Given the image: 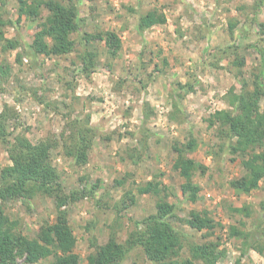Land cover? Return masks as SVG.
<instances>
[{
	"label": "rangeland",
	"instance_id": "obj_1",
	"mask_svg": "<svg viewBox=\"0 0 264 264\" xmlns=\"http://www.w3.org/2000/svg\"><path fill=\"white\" fill-rule=\"evenodd\" d=\"M19 5V0H6L4 12L11 21L6 35L18 38L21 45L6 53L0 50V63L5 59L11 67L0 88V112L8 106L13 114L9 131L14 136L23 132L37 142L49 132L59 135L67 120L88 116L97 128L86 165H76L60 150L52 153L67 193L100 185L95 194L69 207L80 264H88L92 235L105 242L113 234L124 242L137 220L156 212L158 197L138 192L153 179L169 186L168 200L176 204L177 214L170 221L187 236L183 257L189 256L192 243L219 238L225 255L217 264H237L238 258L240 264H264L257 250L242 253V238L229 236L232 228L252 230L264 215V178L249 193L233 189L231 180L243 172L241 159L232 160V154L222 151L225 141L218 127L208 124L216 110L229 106L228 92L232 88L239 91L242 80L250 81L252 73L260 69L258 48L264 49V32L257 23L264 22V0H80V14L86 18L83 29L91 33L113 30L122 43L118 55L110 58L102 41L91 42L88 48L99 57L89 77L78 61L83 48L79 39L77 49L68 56L39 55L32 60L26 55L37 29L25 15L17 20ZM154 8L165 14L166 22L140 31L139 17ZM230 45H238L237 52L245 56L243 68L232 64L234 54L223 57L220 53ZM19 54L21 61L17 60ZM191 83L193 89L187 90ZM260 104L263 110L264 97ZM191 137L198 145L187 155L206 167L205 173L198 170L194 176L201 186L196 201L184 195V179L173 167L174 145ZM9 163L0 146V168ZM115 180H123V184L114 186ZM128 193L134 202L125 206L123 198L129 202ZM0 205L20 221L29 237L55 221V203L48 196L39 194L28 201L0 199ZM243 205L252 208L250 217L233 209ZM192 210H207L215 229L197 231L186 224ZM51 261L52 257L36 264ZM16 264L28 263L22 256ZM123 264L152 262L136 247Z\"/></svg>",
	"mask_w": 264,
	"mask_h": 264
},
{
	"label": "trees",
	"instance_id": "obj_2",
	"mask_svg": "<svg viewBox=\"0 0 264 264\" xmlns=\"http://www.w3.org/2000/svg\"><path fill=\"white\" fill-rule=\"evenodd\" d=\"M19 18L25 15L36 23L33 40L27 45L26 55L35 60L39 55L64 57L77 49L78 39L83 48L78 54L81 71L87 76L97 68L99 53L88 46L93 40H100L106 47L107 55L113 58L118 55L122 43L117 32L106 30L91 33L83 29L86 18L81 16L80 0H19ZM6 0H0V50L2 53L17 49L21 43L18 38H9L6 28L11 22L4 12ZM260 6V4H259ZM258 7V6H257ZM166 22V16L154 8L141 14L138 21L140 31ZM264 32V22H258ZM78 37L75 38L74 35ZM238 45H230L220 50L223 57L234 54L232 64L243 68L245 56L237 52ZM261 66L258 73H252V79L242 80L240 90L232 88L228 92L227 108L216 110L208 119L210 126L218 127V134L224 139L222 151L232 154L235 160L241 159L242 174L231 180V186L238 192L249 193L259 187L264 178V109H261V99L264 97V49L259 47ZM22 54L17 56L21 61ZM11 67L5 59L0 63L1 81L10 76ZM185 88L186 85H181ZM193 84H187V90H192ZM11 108L5 106L0 112V146L8 154L10 163L0 168V199L3 201L22 199L28 201L36 195L52 198L55 203V221L42 225L39 233L29 237L23 233L20 221L10 217L0 205V264H16L18 257H25L28 264H36L40 260L52 257L50 264H80V255L76 252L78 238L69 222V207L87 195L95 194L100 185L95 183L92 188L73 189L68 193L61 180L53 151L60 150L64 157L74 160L78 166L87 164L93 147L97 128L86 119L67 120L63 131L57 135L49 132L37 142H33L26 134L19 132L14 136L9 131L13 119ZM15 118V117H14ZM16 130V128H13ZM13 136V139L11 138ZM197 141L194 137L184 143L175 144L177 153L173 167L184 181L181 190L191 201L199 197L201 186L194 181L195 173L206 167L187 154L196 150ZM123 184V180H115L114 186ZM113 187V185H112ZM140 194H152L158 197L156 212L135 222L132 231L124 242L109 235L108 240L100 242L91 236L92 250L87 255L88 264H123L131 251L136 247L143 250L152 264H217L225 255L217 241L192 243L189 256L183 257L182 250L186 235L177 229L170 221L177 214L176 204L168 200L169 186L159 180H149L138 188ZM123 198L125 206L134 202V196ZM244 217L252 215L248 205L233 208ZM264 212V202L262 203ZM185 223L197 231L216 227L209 212L192 210ZM264 215L259 216L252 230L232 228L230 237L242 238V253L250 249L257 250L264 257ZM242 225L246 223L241 221ZM237 259V264H240Z\"/></svg>",
	"mask_w": 264,
	"mask_h": 264
}]
</instances>
